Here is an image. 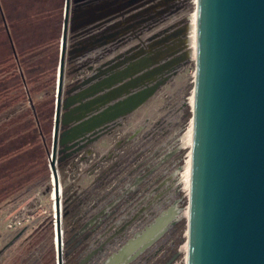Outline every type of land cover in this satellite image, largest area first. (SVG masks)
<instances>
[{
	"label": "rangeland",
	"instance_id": "1",
	"mask_svg": "<svg viewBox=\"0 0 264 264\" xmlns=\"http://www.w3.org/2000/svg\"><path fill=\"white\" fill-rule=\"evenodd\" d=\"M65 2L0 0V90L19 70L28 80L0 92V136L26 130L33 99L47 122V144H28L21 172L9 181L17 189L0 203V264H57L49 161ZM85 8L92 13L84 15ZM195 10L196 0H71L59 137L69 127L63 119L73 95L134 62H150L148 68L182 53L187 61L158 77L163 83L146 102L103 125L85 147L67 151L59 143L64 264H102L172 209L165 231L128 264H186ZM1 14L17 62L6 60L12 54Z\"/></svg>",
	"mask_w": 264,
	"mask_h": 264
},
{
	"label": "water",
	"instance_id": "2",
	"mask_svg": "<svg viewBox=\"0 0 264 264\" xmlns=\"http://www.w3.org/2000/svg\"><path fill=\"white\" fill-rule=\"evenodd\" d=\"M70 3L66 0L64 9L49 161L57 202V264H64L59 143L67 151L85 147L103 125L141 106L165 75L187 61L182 53L148 68L150 62H134L102 80L110 84L105 92L86 97L91 89L97 92L98 82L73 95L63 119L69 127L59 137ZM89 9L83 14L92 13ZM195 13L186 264H264V0H196ZM137 64L143 68L135 70ZM121 72L129 77L116 85ZM77 106L83 117L70 118ZM87 106L96 107L86 111Z\"/></svg>",
	"mask_w": 264,
	"mask_h": 264
},
{
	"label": "trees",
	"instance_id": "3",
	"mask_svg": "<svg viewBox=\"0 0 264 264\" xmlns=\"http://www.w3.org/2000/svg\"><path fill=\"white\" fill-rule=\"evenodd\" d=\"M0 12H2V10H0ZM1 18L6 28V22L3 14H1ZM6 32L9 38L8 47L10 48V54H12V56L8 55V58L6 60L15 59L14 61L17 62L16 61L17 50L14 46L13 40L7 28H6ZM58 61H59V57L57 58V63ZM56 66L58 67V64ZM30 69L31 68H27V70ZM25 74L26 71L22 70L20 72L19 70L18 73L12 74V76L7 77L6 80L4 81V84L2 85V89L0 90V92L2 90L3 91L7 90L8 86H10L11 88H16V87L20 88L28 84L27 78L26 77L24 78ZM20 95H22V93ZM38 110H39L38 105L33 99V103L31 104L32 116L30 117V121H31L30 125L32 127H30V125L26 126V130L23 132H21L19 129H16L14 133L15 137L12 139H8L6 136H2V137L0 136V203L4 199L12 195L17 189L18 186L16 184L17 181H12V182L9 181L13 180L11 178L14 177L17 178V176L19 175L18 173L21 172V169L23 168L24 165L23 163L25 162L23 158V155H25L24 150L28 146V144L36 139L37 140L40 139L42 146H45L47 144L45 138L46 137L45 130H44L47 122L40 117L42 116V114L39 113ZM51 179H52V174H51ZM181 224L185 229L186 221L183 220ZM183 240L184 237L181 238L179 242H182ZM56 246H57V241H56Z\"/></svg>",
	"mask_w": 264,
	"mask_h": 264
},
{
	"label": "bare ground",
	"instance_id": "4",
	"mask_svg": "<svg viewBox=\"0 0 264 264\" xmlns=\"http://www.w3.org/2000/svg\"><path fill=\"white\" fill-rule=\"evenodd\" d=\"M193 33H192V43H194V47L196 48V20L194 21V25H193ZM195 55V52H194ZM143 68V64H137L135 66V70H139ZM161 68L158 67L157 70H160ZM124 73H119V75H117L115 78L117 79V84H120L121 82L125 81L127 77L129 76H124ZM154 75V74H153ZM153 75H151L148 79H147V84L149 85L151 82L153 81ZM119 79V80H118ZM128 79V78H127ZM145 81V80H143ZM110 84L108 83V79H105V81L101 82V85L99 86V89L97 90V92L94 89H91L89 92H87V98H93L103 92L106 91V89L104 91H102L104 89L105 86H109ZM146 85H142L141 87H139L138 89L143 88ZM103 88V89H102ZM109 100V99H108ZM108 100H104V101H108ZM77 101V100H76ZM81 102V101H80ZM102 104L104 103L103 101L101 102ZM76 105L78 104V101L75 103ZM110 105V103H108ZM108 106V105H106ZM96 106H87L86 111L92 110L94 109ZM103 107V106H102ZM85 112L81 111V107L77 106L74 109V112L70 115V118H79V117H83ZM98 115H95V117H97ZM103 117V115H100V118ZM78 131L77 127H75L73 129V131ZM189 142L192 143V136H193V126L189 131ZM188 176H189V182H190V159L188 162ZM52 179H53V192H54V198H55V223H56V216H57V202H56V196H55V190H54V178L52 175ZM60 187H61V182H60ZM60 197H61V190H60ZM170 212V216L169 213ZM61 213H62V202H61ZM167 214V215H166ZM175 211L172 210H168L166 212H164L163 214H161L158 218H156V220L154 222H152L150 225H148L142 232L138 233L135 237L131 238L129 241H127L121 248H119L117 251H115L110 257H108L102 264H119L120 261L124 262L122 264H128L134 257V255L143 247H146L147 245L151 244L154 240H156V238H158L162 232L165 231V229L167 228L168 224L170 222H172V220L174 219V215ZM165 217V220H163L162 218ZM163 220L162 225H158L157 222L159 220ZM150 226V227H149ZM151 236H147V235ZM146 236V237H145ZM149 237V238H148Z\"/></svg>",
	"mask_w": 264,
	"mask_h": 264
},
{
	"label": "flooded vegetation",
	"instance_id": "5",
	"mask_svg": "<svg viewBox=\"0 0 264 264\" xmlns=\"http://www.w3.org/2000/svg\"><path fill=\"white\" fill-rule=\"evenodd\" d=\"M150 224H151V223H150ZM150 224H149V225H150Z\"/></svg>",
	"mask_w": 264,
	"mask_h": 264
}]
</instances>
